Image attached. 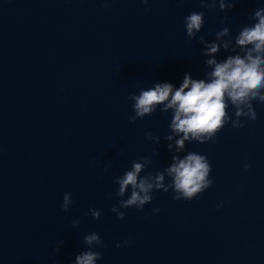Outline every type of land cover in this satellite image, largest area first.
Instances as JSON below:
<instances>
[{
    "label": "water",
    "instance_id": "obj_1",
    "mask_svg": "<svg viewBox=\"0 0 264 264\" xmlns=\"http://www.w3.org/2000/svg\"><path fill=\"white\" fill-rule=\"evenodd\" d=\"M260 7L264 0H235L230 11L219 0L215 9L200 0H0V264H74L92 232L104 244L93 249L97 264H264V104L256 101L255 121L242 117L243 127L229 123L179 153L207 156L210 188L191 201L154 191L143 210L121 209L123 220L110 211L114 181L133 160L153 161L141 176L171 163L172 110L130 123V94L164 82L175 90L186 73L207 79L199 37L214 41L228 27L234 39ZM193 11L205 22L189 40L184 18ZM230 54L221 48L215 58Z\"/></svg>",
    "mask_w": 264,
    "mask_h": 264
},
{
    "label": "clouds",
    "instance_id": "obj_2",
    "mask_svg": "<svg viewBox=\"0 0 264 264\" xmlns=\"http://www.w3.org/2000/svg\"><path fill=\"white\" fill-rule=\"evenodd\" d=\"M142 2L147 5L149 0ZM200 4L201 7L215 9L217 0H200ZM234 5L235 0H219L220 11H230ZM145 10L150 11L149 8ZM204 17L203 11H193L184 18L189 40L196 39L197 33L204 27ZM249 20L254 23L244 25L234 39L228 27L216 32L214 41L199 37L204 47L203 55L210 57L205 61L211 69L207 79H192L186 73L182 84L175 90L173 84L164 82L147 90L140 88L138 95L130 94L134 112L129 117L130 123L152 115L158 108L161 113L172 110L170 134L164 137L169 142L167 149L171 154V163L163 171L148 172L141 176L153 163L148 157L141 156L132 161L129 170L116 177L114 182L118 185L115 193L118 206H113L110 211L118 219L125 218V212L121 209L143 210L153 200L154 191L168 193L171 190L174 193L172 198L177 201H191L198 197L212 186L213 181L209 178L212 166L206 155L197 152H187L181 157L179 153L185 152L186 142L204 144L213 141L217 133L229 123L232 128H241L244 126L242 117L248 121L257 119L253 101L264 104V7L257 8ZM221 48L226 53L234 54L218 61L215 54ZM230 106L234 109L235 119L229 115ZM146 139L160 143L159 137L151 132L146 133ZM249 167V164H244L245 170ZM72 204L71 193H65L61 209L67 212ZM219 207L217 205V209ZM152 211L158 213L160 209L155 207ZM89 213L97 220L101 218L99 209L90 208ZM79 224V219L72 221L73 227ZM83 243L86 249L75 256L74 264H97L102 256L93 249L104 247L100 235L96 232L86 234ZM62 245L63 241L58 242L54 253H59ZM116 247H121V244L118 243Z\"/></svg>",
    "mask_w": 264,
    "mask_h": 264
}]
</instances>
